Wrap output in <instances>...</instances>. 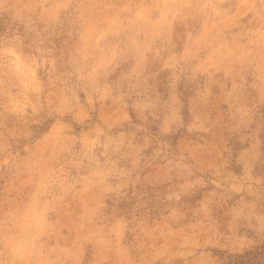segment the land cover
Returning <instances> with one entry per match:
<instances>
[{
  "label": "rangeland",
  "instance_id": "rangeland-1",
  "mask_svg": "<svg viewBox=\"0 0 264 264\" xmlns=\"http://www.w3.org/2000/svg\"><path fill=\"white\" fill-rule=\"evenodd\" d=\"M0 264H264V0H0Z\"/></svg>",
  "mask_w": 264,
  "mask_h": 264
}]
</instances>
